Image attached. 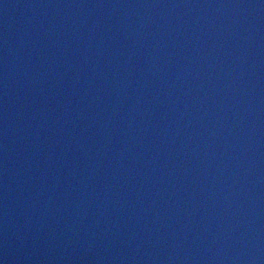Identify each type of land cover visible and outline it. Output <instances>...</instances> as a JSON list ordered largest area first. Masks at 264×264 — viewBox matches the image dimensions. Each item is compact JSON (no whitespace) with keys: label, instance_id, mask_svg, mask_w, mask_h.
<instances>
[{"label":"water","instance_id":"1","mask_svg":"<svg viewBox=\"0 0 264 264\" xmlns=\"http://www.w3.org/2000/svg\"><path fill=\"white\" fill-rule=\"evenodd\" d=\"M0 264H264V0H0Z\"/></svg>","mask_w":264,"mask_h":264}]
</instances>
